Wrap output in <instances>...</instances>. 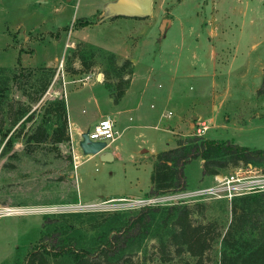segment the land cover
Wrapping results in <instances>:
<instances>
[{"label": "rangeland", "instance_id": "1", "mask_svg": "<svg viewBox=\"0 0 264 264\" xmlns=\"http://www.w3.org/2000/svg\"><path fill=\"white\" fill-rule=\"evenodd\" d=\"M169 1L152 0V12L146 17H151L157 23L156 29L161 24V18L169 16ZM83 2L84 0H77L76 9H73L77 18L93 10L81 8ZM106 2L107 0H92L88 4L98 6L94 9L96 21L107 14L104 9ZM10 3L18 8L26 7L31 13L54 12L53 19L57 17L56 12H61L59 26L55 23L50 28L48 22L52 18L45 17V23L39 30L47 32H29L26 34L28 39L46 38L54 42L58 35L69 36L70 30L74 29L75 19L66 18V14L62 13L66 12L62 11L67 4L66 0H0V67L37 68L43 66L38 64L46 54L56 51L58 57L51 63L54 64L52 66L57 70L63 58L66 70L67 66L71 68L72 60L76 59V56H72V51L78 42L81 43L80 53L88 54L94 46L77 40L74 48L64 46L66 50L61 47L56 49L54 44H41L32 48L25 44V33L15 31V27L11 26L12 22L17 21L27 23V19L25 16L14 18L15 10L9 8ZM194 3V0H188L185 6H177L179 15L190 16L187 23L185 21L178 62L179 73L185 69L191 75L184 78L182 99L174 100L169 107L173 112L171 119H176L179 115L185 117V128L179 127L175 134L176 140L169 133L159 137L158 133L162 132L151 129L148 135H143L142 150L145 151L141 154L145 157L141 158L140 155L136 161L112 159L105 162L96 156L77 168L73 165L70 143L25 145L21 136L3 151L5 141L0 140V203L36 208L35 211L23 214L0 216V264H25L28 252L38 242L40 235L52 231L61 240L59 245L87 253L97 251L111 235V229H117L125 219L145 205L148 199L153 198L144 195L146 189L135 193L139 183L146 186L150 182L152 168L149 166L150 158L146 156L148 152L154 148L158 152L172 148L178 138L196 135L189 125L199 117L194 120L189 114H200L209 125L201 135L205 138L232 139L241 145L264 148V0H201L199 17L189 11ZM199 20L204 23L198 24ZM177 24L175 21L162 40L156 43L165 49L168 61L172 54L179 53L181 33ZM88 32L92 38L96 35L100 38L106 36V30L99 28H89ZM70 37L75 36L72 34ZM68 43L70 44L69 41ZM212 48L217 54L215 61L210 56ZM97 59L100 57L97 56ZM72 66L74 67L73 64ZM214 72L215 76L212 77ZM19 77L21 80L24 78L21 75ZM212 80H216L215 88H211ZM58 83L57 77L55 85ZM51 84L52 82L45 96L63 94V85L58 93H50ZM12 93L14 98L25 99L17 90L12 89ZM175 97L178 98L176 94ZM214 113L218 118H215ZM39 119L40 116L37 115V120ZM222 122H226L229 127L215 125ZM182 132L188 133L180 134ZM117 144L118 141L108 149ZM133 165L138 168L135 169ZM184 174L187 189L165 193L151 204H158L163 210L173 204H198L193 208L194 221L213 222L214 231H211V236L217 231L223 233L232 216L226 187L219 191V197L213 194L187 197L184 194L188 189L203 185L199 183V176L202 175L200 160L194 159L187 163ZM221 174L227 178L233 176L240 179V184L237 180L230 182L233 187L230 191L235 195L246 194L255 189L264 190V170L259 167L241 164L229 166ZM248 180L252 189H247L246 184H242V181ZM259 217L264 221V212ZM167 230L162 220L155 221L151 232L134 240L123 252L121 260L112 264H195L188 252L178 254L171 245L165 255L160 254L161 240L167 239ZM219 249L220 242L214 241L205 252L201 264H216ZM46 256L47 264H70L66 254L53 256L50 253Z\"/></svg>", "mask_w": 264, "mask_h": 264}, {"label": "trees", "instance_id": "2", "mask_svg": "<svg viewBox=\"0 0 264 264\" xmlns=\"http://www.w3.org/2000/svg\"><path fill=\"white\" fill-rule=\"evenodd\" d=\"M95 22L96 13L78 17L75 18L74 28ZM80 44L78 42L72 51V56L79 60V67H73L71 63V68L67 66L65 71L87 72L94 66H100L104 74V83L114 102H117L129 84L133 72L132 62L129 59L118 61L114 53L97 46L91 47L88 54L80 53ZM97 56L100 59H97ZM55 74L56 67L53 66L43 65L37 68L20 66L13 69L0 67V140L5 141L3 151L21 136L25 145L44 142L55 145L69 143L64 94L45 96ZM20 75L24 76L22 80ZM12 89L19 91L25 99L14 98ZM37 115L40 116L39 120ZM26 126L28 128L25 130ZM197 158L200 159L202 175L214 176L229 166L240 164L264 170V148L241 145L232 139L187 136L178 138L174 147L161 150L154 155L151 184L144 195L152 197L185 190L184 167ZM197 206L199 205L173 204L163 210L158 204L143 205L125 219L121 226L111 229L113 230L111 235L94 253L59 245L61 240L56 238L55 231L43 233L28 252L25 264H47L46 255L50 253L53 256L66 254L70 264L117 263L134 240L143 238L151 232L157 220H162L163 226L168 229L167 239L161 240L162 247L159 248L161 255H165L168 246L171 245L176 253L186 251L194 258L195 264H201L205 252L212 243L219 241L220 249L216 264H264V221L259 217V214L264 212V190L255 189L231 197L232 216L229 224L223 233L217 231L212 236L213 222L194 221L193 208ZM162 259L166 260L163 256Z\"/></svg>", "mask_w": 264, "mask_h": 264}, {"label": "crops", "instance_id": "3", "mask_svg": "<svg viewBox=\"0 0 264 264\" xmlns=\"http://www.w3.org/2000/svg\"><path fill=\"white\" fill-rule=\"evenodd\" d=\"M91 1L92 0H84L81 4V8L86 9L87 11L88 8L93 9L91 11L89 10L88 14L83 16H90V14H94V9L98 7L89 6L88 4ZM109 1L113 0H107L106 3ZM200 1L201 0H194L195 3L193 4V8L189 9L195 17H199L198 8L201 6ZM66 3L67 4L63 6L62 10L66 12L62 13L66 14V18H77V16H74L73 12L76 9L77 0H66ZM168 3L169 4L167 6L169 7V16L167 18H169L170 21L166 25L163 34H161L159 28L156 29L157 23L150 19L151 17L109 16L104 17L93 24L74 28L73 30H70L69 36L60 34V36L58 35L59 37L57 36L54 39V42L41 37V39H28L26 34L29 32L32 34L47 32L43 29L39 30V27L43 26V23H45L43 21L45 17L52 18L48 22L50 28H52L55 23L59 26L61 12H56L57 17L56 19H53V15L55 14L54 12L35 11L34 13H31V11L26 7L21 6L18 8V6L13 5L12 3L9 4V8L15 10L14 18L23 16L26 17L27 23L17 21L12 22L13 24L11 26L15 27V31L23 34L25 33L23 37L24 39H27L25 44H29L32 48L40 46L41 44H54L56 49L61 47L62 50H66L64 46L74 48L75 41L83 40L84 42L91 43L94 46L114 53L118 57V61L129 59L132 62L133 72L130 76L129 84L126 87L124 94L117 102H114L104 83V74L100 66H94L87 72H65L64 98L66 101L68 128L71 132L74 143H77L80 139V135L84 131L92 128L100 118L110 117L114 121V125L120 135L105 149L112 152L113 159H120L121 161H136L140 158V155H142L141 158L145 157L144 154H141L145 151L142 150V146L144 145V143H142L144 137L143 135H148L151 129L162 132L158 133L159 137H163V134L165 135L169 133L172 137L174 136V139L176 140V131L180 126L185 128L186 123L184 121V116L179 115L176 119H171L172 114L169 117L166 114L169 111L173 113L169 107L174 100L179 101V99H182L184 78L191 75V73L186 72L185 69L180 70L179 73L178 63L182 50L183 32L186 28L185 21L187 23L189 20L188 17L190 16L187 15V13H185L187 16L179 15L177 6H185V4L188 3V0H170ZM14 6L16 7L13 8ZM175 21L178 22L177 25L179 26L181 33V42L178 46L179 53L172 54L170 60L168 61L166 55L167 52L164 53L165 49L157 46L156 43L162 40L165 33ZM203 23L204 21L202 22V20H199L198 24L201 25ZM89 28H99L102 31L106 30V36H101L100 38L96 35L92 38L89 36ZM70 34H73L75 37L71 38ZM210 50V56L212 57L211 60L215 61L217 54L213 48ZM51 53L46 54L38 65H54L51 63L55 61L58 55L56 54V51ZM72 64L76 68L80 65L78 59H74ZM99 72L102 73V77L100 79L97 78V74ZM214 76L215 72L212 77ZM58 80L59 83L55 85L57 78L53 79L49 91L50 93H58L62 89L61 78L58 77ZM215 82L216 80L211 81V88H215ZM175 94L178 98L175 97ZM192 116L193 115L189 114V117ZM214 116L215 118H218L216 113H214ZM197 117L199 118L192 121L189 125L190 128L194 129V133L196 127H198L201 122L206 123L200 114H197ZM197 124L199 125L196 126ZM213 125L214 124H212V126ZM215 125L221 128L229 127L226 122L216 123ZM190 128L188 129L189 132L191 130ZM187 133L188 132H182L180 134ZM116 141H118L117 146L112 147V149H108ZM157 152V148H154L146 155L150 158V168H152L153 158ZM75 154L79 158L81 157V151L78 148L75 149ZM96 156L97 155H92L89 159ZM89 159L87 158V160ZM81 164L83 165V163ZM133 166L135 169L138 168L136 165ZM86 174L87 169L85 171V175ZM216 177L222 178L225 177V175L220 173L214 176H199V183L203 185L198 188L216 184ZM80 179L81 178L79 176L78 180ZM136 181H138V177H136ZM150 184L151 182H147L146 186L145 184L142 186V184L139 183V186H136L138 190L135 193L144 192L145 189L147 191ZM194 189L197 188L188 190Z\"/></svg>", "mask_w": 264, "mask_h": 264}, {"label": "built area", "instance_id": "4", "mask_svg": "<svg viewBox=\"0 0 264 264\" xmlns=\"http://www.w3.org/2000/svg\"><path fill=\"white\" fill-rule=\"evenodd\" d=\"M64 74H65V69L63 67V58H62L60 60L59 65L57 66V70H56V74L54 76V79L59 77V76L61 77V82L63 85V94L65 93ZM171 114L172 113L169 111V112H167L166 115L169 117ZM207 129H208V125L204 122H201L200 125L198 127H196L195 134L196 135H203ZM68 132H69V143H70L71 152H72L73 165L75 168H77V166H79L81 163L85 162L87 160V158L89 159V157H91L92 155L83 154L81 151V148L78 145V142L74 143L69 128H68ZM119 135H120V133L116 129V127L114 125V121L110 117L100 118L93 125L92 128L88 129L89 139L95 140V141H104L106 143V147L109 146V144L112 141L117 139L119 137ZM80 138H81V135H80ZM76 148H78L81 151V157L80 158L75 154ZM215 179H216V184H214L212 186L201 187V188H197L194 190H189L184 195H186L187 197H194V196H201V195H205V194H213V195L219 197V196H221L219 194V191L221 189H223L224 187H226V189L228 191L227 196L230 199H231V197H233V195L235 196L236 193H231V191H230L233 189V187H231V185H230V182H232L233 180H237L238 184H240L239 178H237V177L234 178L233 176H230V178H227V177L217 178L216 177ZM223 182L226 183V186L222 185ZM250 183L251 182L249 180L248 181H242V184H246L247 189L253 188V187H251ZM159 196H161V195H159ZM152 197H153L152 199H148L146 204H151L152 202L158 201V198H157L158 196H152ZM35 209L36 208H29L28 206L8 205V204L6 205V204L0 203V216L13 215V214H23V213H27L30 211H35Z\"/></svg>", "mask_w": 264, "mask_h": 264}, {"label": "water", "instance_id": "5", "mask_svg": "<svg viewBox=\"0 0 264 264\" xmlns=\"http://www.w3.org/2000/svg\"><path fill=\"white\" fill-rule=\"evenodd\" d=\"M104 9L107 14L103 17H109L113 15L128 16V17H146L151 14L152 0H113L105 4ZM169 18H163L159 26L161 34L164 33L166 25L169 23ZM102 73L97 74V78L100 79ZM197 116L193 115L192 119H196ZM78 145L81 148L83 154L97 155L101 161L109 162L113 159L111 151L106 150V143L104 141L90 140L88 137V130L81 134V138L78 141ZM250 166V165H249Z\"/></svg>", "mask_w": 264, "mask_h": 264}]
</instances>
